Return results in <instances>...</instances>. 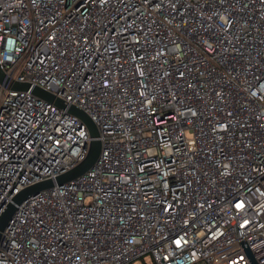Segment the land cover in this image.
<instances>
[{
  "label": "built area",
  "instance_id": "obj_1",
  "mask_svg": "<svg viewBox=\"0 0 264 264\" xmlns=\"http://www.w3.org/2000/svg\"><path fill=\"white\" fill-rule=\"evenodd\" d=\"M0 69V264H264V0H0Z\"/></svg>",
  "mask_w": 264,
  "mask_h": 264
},
{
  "label": "water",
  "instance_id": "obj_2",
  "mask_svg": "<svg viewBox=\"0 0 264 264\" xmlns=\"http://www.w3.org/2000/svg\"><path fill=\"white\" fill-rule=\"evenodd\" d=\"M3 77H4V74L2 70L0 69V80H2ZM13 89L18 90V91H30L31 90L32 94L37 96L38 98L43 99L49 103H53L55 106H57L60 109H68L69 113L80 118L89 128L92 141L90 143V150H89V154L87 158L76 168L59 176L56 179V183L58 185H63L65 183L75 180L80 175L89 171L94 166V164L97 162V160L99 159L100 153H101V143L99 140H97L99 136V132H98L96 125L93 123L90 117L84 111L74 106L68 107V104L65 101L56 98L54 95L38 87L31 88V86L27 83H16L13 86ZM54 185H55L54 181L47 180V181L37 183V184H34L32 186L25 188L18 195L14 197L13 201L7 206V208L4 210V212L0 216V245L2 244V241H3V233L8 228L13 215L17 211L18 206L21 205L30 196H34L40 193L41 191L51 189L54 187Z\"/></svg>",
  "mask_w": 264,
  "mask_h": 264
}]
</instances>
